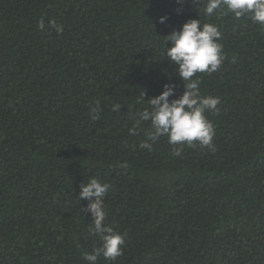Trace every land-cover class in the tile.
Masks as SVG:
<instances>
[{
    "label": "trees",
    "instance_id": "obj_1",
    "mask_svg": "<svg viewBox=\"0 0 264 264\" xmlns=\"http://www.w3.org/2000/svg\"><path fill=\"white\" fill-rule=\"evenodd\" d=\"M205 2L0 0V264H87L92 178L111 185L105 225L125 236L97 264H264V26ZM192 19L221 32L220 67L194 77L220 100L205 113L214 150L141 149L150 122L129 129L147 100L184 91L165 37Z\"/></svg>",
    "mask_w": 264,
    "mask_h": 264
},
{
    "label": "clouds",
    "instance_id": "obj_2",
    "mask_svg": "<svg viewBox=\"0 0 264 264\" xmlns=\"http://www.w3.org/2000/svg\"><path fill=\"white\" fill-rule=\"evenodd\" d=\"M179 2V0H178ZM193 4L202 5V0H192ZM234 14L236 18L250 15L252 22L264 26V0H206L202 12L206 16L213 15L222 9ZM167 17H160L163 24ZM44 20L39 22V28H44ZM49 26L58 33L62 26H57L55 20H49ZM165 57L176 66V75L184 85V91L176 99L169 97L175 95V85L165 84L162 92L147 100L148 107L138 114L136 124L129 129L130 135H136L141 122H150L146 131L147 139L140 142L141 149L152 150V145L158 139L167 137L169 144H187L189 147L199 145L214 150L213 138L215 130L205 113L216 111L220 103L218 97L201 96L200 79L194 77L197 73L215 72L221 65L224 56L218 41L221 32L215 24L204 23L200 20H188L179 31H173L166 37ZM144 100L145 93H141ZM121 109L120 104L112 106L113 112ZM100 102L90 106L89 115L92 120L99 119ZM179 155V151L175 153ZM120 167H127L123 163ZM111 185L98 179H89L87 183L79 186V199L87 201L82 211L91 216L89 233L99 237L100 246L90 253H82V259L87 264H97L100 257L113 262L123 254L125 236L105 225L106 212L104 210V197Z\"/></svg>",
    "mask_w": 264,
    "mask_h": 264
}]
</instances>
